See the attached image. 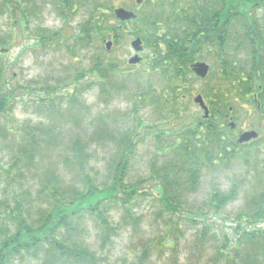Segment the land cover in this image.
<instances>
[{"label": "rangeland", "instance_id": "rangeland-1", "mask_svg": "<svg viewBox=\"0 0 264 264\" xmlns=\"http://www.w3.org/2000/svg\"><path fill=\"white\" fill-rule=\"evenodd\" d=\"M107 1L113 8L126 9L130 7L127 4L133 2ZM2 2L0 0V5ZM10 5L11 11L0 9V34L9 36L2 59L11 93L8 109L0 114V207L2 202L11 205L13 198L19 197L23 200L26 218L35 220L42 210L56 204L51 202V194L69 197L73 190L84 189L82 177L92 180L98 188L110 184L118 160L117 148L110 138L92 135L96 126L92 123L99 117L116 138L123 133L137 132L134 152L123 177L124 185L138 182L137 194L130 200L120 195L125 203L116 201L106 213V222L115 227L109 242L102 243L103 228L85 211H81L75 221V230L62 228L58 239L83 243L95 253L94 264H231L226 255L233 257L242 240L236 227L238 216L248 211L246 202L251 194L264 189V167L236 157L226 165L204 169L196 189L183 195L178 211L165 210L148 178L154 154L165 144V140H155L154 136L157 128L168 131L179 124L156 121V110L146 104L149 99L142 104L139 96H133L136 84L143 88L147 83L151 87L157 85L156 77L150 75L148 80L144 75L149 49L143 45L139 53L141 61L130 65L127 60L134 52L127 35H121L117 44L112 40L109 51L105 43H101L100 51L104 55H100L105 63L110 59L117 66L110 78L117 88L111 95H105L94 84L84 87L90 77L82 73L91 65L92 58L99 55L95 48L79 47L73 51L72 39L67 42L49 40L44 48L35 45L34 35L39 28H44L46 34L58 31L63 37L77 31V25L87 17V9L79 7L64 21L56 14L51 0H33L27 5L32 15L25 26L20 23V10L14 3ZM252 14L259 17L264 27V6L257 7ZM237 28L240 29L239 25ZM200 59L209 65L210 74L215 66L213 57L204 55ZM209 74L205 79L196 77L191 82L189 111L184 115L201 114L193 98L219 80L216 75L210 78ZM74 79H78L77 83ZM75 86L80 89L77 102L69 104L67 98H60ZM237 109V114L232 112L235 127L230 135L234 139L245 130L260 131L252 105L241 102ZM236 116H239L237 120ZM165 132L161 135H166ZM30 139L36 143L33 160L20 151L29 146ZM73 140L87 145L83 157L86 160L81 166L71 149ZM248 151V147L239 149L241 154L247 152L248 155ZM260 152L264 158V145ZM19 155L21 162L11 166ZM232 185L237 188L235 198L214 213L209 205L211 195L215 191L227 193ZM242 227L252 228L245 224ZM257 227L264 228V221ZM43 262L42 252H39L37 257L25 255L16 259L14 264ZM232 262L240 263L238 258H233Z\"/></svg>", "mask_w": 264, "mask_h": 264}, {"label": "trees", "instance_id": "trees-1", "mask_svg": "<svg viewBox=\"0 0 264 264\" xmlns=\"http://www.w3.org/2000/svg\"><path fill=\"white\" fill-rule=\"evenodd\" d=\"M51 1L56 14L64 21H68L79 7L87 9V17L77 25V31L65 37L60 36L58 31L46 34L44 28H39L34 35L37 39L35 45L44 48L49 40L67 42L72 39L73 51L79 47L95 48L99 55L92 58L91 65L82 73L83 76L90 77V81L84 86L86 88L89 84H94L105 95L114 92L116 85H113L110 78L117 66L110 59L105 63L100 51L101 43L106 38L111 37L114 44H117L121 35H136L141 38L144 47L149 49L144 75L148 76V80L150 75L156 77L157 85L151 87L147 83L143 88L136 84L133 96H139L142 104L149 99L146 104L152 105L156 110V121H176L179 124L168 131L157 128L154 136L155 140H165V144L154 154V158L159 160L152 159L148 178L158 191L165 210L170 213L178 211L183 203V195L196 189L204 169L226 165L236 157L249 159L256 166L259 164L264 167V158H261L260 152L264 140L258 137L249 143L237 144L230 135L232 130L225 117L228 108L237 114L238 105L245 102L253 106L258 128L260 131L262 129L264 27L259 17L252 13L257 7L264 6V0H160V8L167 10V14L149 11L148 7V11L146 8L137 11L136 18L127 22L131 24V32L128 33L124 29L125 22L115 18L113 6L107 0ZM147 1L143 0L142 4H147ZM32 2L33 0H3L0 9L11 11L10 3H14L22 14L20 23L26 26L32 15V10L27 5ZM8 40V34H0V114L8 109L11 96L2 59ZM67 49L71 51V48ZM204 55L215 57L213 65L216 67L212 66L209 77L216 75L219 80L206 90H200L208 108V116L204 117L201 112L199 116L191 117L184 115L189 111L191 82L196 78L190 65L195 60H201ZM74 81L77 83L78 79ZM75 87L60 98H67L69 104L77 102L80 89ZM238 118L239 116L234 117L236 120ZM101 122L102 126L99 125ZM155 122L152 123L154 126ZM92 124L96 125L92 135L101 139L110 138L117 148L118 160L113 167L111 183L98 188L92 180L82 177L84 189L73 190L69 197L51 194V202L56 204L42 210L35 220L26 218L21 198L15 196L11 205L2 202L0 264H14L16 259H22L25 255L37 257L39 252H42L44 258L42 264H94L95 253L83 243H67L64 239H58L62 228L75 230V221L81 211L91 215L95 223L103 228L102 243L109 242L111 235L115 234V227L106 222V213L116 201L125 203L120 195L130 200L138 191V182L123 184L128 161L136 145L134 139L137 132L129 134L126 131L127 133L116 138L101 118L98 117ZM164 132L166 135H161ZM28 141L29 146L20 151L26 154L27 159L33 160L36 143L31 139ZM86 146V143L73 140L71 149L79 166L86 160L83 158ZM247 147L248 155L247 152H239L240 148ZM20 162L21 156H16L11 166H17ZM236 190V185H232L227 193L215 191L209 199L213 212L232 201ZM246 205L249 209L246 213L239 214L236 226L243 241L238 242L234 256L226 255V259L231 264H264V228L257 227V224L264 221V189L253 192ZM244 224L252 226L251 230L243 228ZM233 258H238L240 263H233Z\"/></svg>", "mask_w": 264, "mask_h": 264}, {"label": "water", "instance_id": "water-1", "mask_svg": "<svg viewBox=\"0 0 264 264\" xmlns=\"http://www.w3.org/2000/svg\"><path fill=\"white\" fill-rule=\"evenodd\" d=\"M114 15L116 18L120 19V20H129L131 18L134 17V13L130 10H126L124 8H116L114 10ZM111 45V42L108 41L106 43V48H109ZM131 46L133 47V49L135 51H139L141 50V41L139 38H135L132 42H131ZM140 60V57H138L137 55H134L133 57H131L129 60H128V63L130 64H135L137 63L138 61ZM192 70L195 72V74H197L198 76L200 77H205L207 72H208V65L205 64L204 62H197V63H194L192 66H191ZM194 102L197 103L200 108L203 110V115L204 117H207L208 115V109L202 99V97L200 95H197L195 96L194 98ZM229 110H231V108H229ZM228 125L232 128L234 127V123L232 121V118H230L229 122H228ZM258 136V133L254 130H248V131H244L242 132L237 140H236V143L238 144H242V143H246L252 139H255L257 138Z\"/></svg>", "mask_w": 264, "mask_h": 264}, {"label": "flooded vegetation", "instance_id": "flooded-vegetation-1", "mask_svg": "<svg viewBox=\"0 0 264 264\" xmlns=\"http://www.w3.org/2000/svg\"><path fill=\"white\" fill-rule=\"evenodd\" d=\"M142 2H143V0H133V2L131 3V4H127V5H130V7L128 8V10H131L134 14H135V17H134V19L136 18V15H137V11H142L143 9L145 10V8H146V10H147V7H148V10L149 11H154V12H162V13H164V14H167V10H162L161 8H160V4H159V2H160V0H148L147 2V4H142ZM148 5V6H147ZM147 10V11H148ZM247 13H250L249 11H247ZM129 24V23H128ZM128 24H127V21L125 22V26H124V29H125V32L126 33H128V32H131V27L129 28L128 27ZM127 37H129L130 38V41H129V46L131 47V49H132V51L134 52L129 58H128V60L132 57V56H134V55H136V52L134 51V49H133V47L131 46V42L135 39V38H139L138 36H136V35H132V34H128L127 35ZM233 43V42H232ZM233 45V44H232ZM112 47V46H111ZM110 47V48H111ZM110 48L109 49H106V50H110ZM212 51H214V50H212ZM212 54L214 53V52H211ZM138 55H139V53H138ZM215 57H213V59H214ZM128 60H127V63H128ZM197 62H200V60H195L193 63H197ZM225 117H226V119H228V115H225ZM261 126H262V129H261V131L259 132V137L262 139V140H264V121H261ZM250 130H252V129H250ZM251 142V141H250ZM249 143V142H248Z\"/></svg>", "mask_w": 264, "mask_h": 264}]
</instances>
